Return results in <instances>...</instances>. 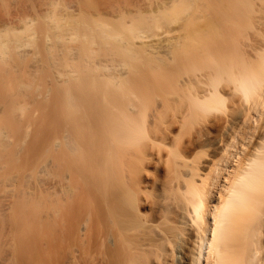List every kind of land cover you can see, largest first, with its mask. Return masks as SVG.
<instances>
[{
  "label": "bare ground",
  "instance_id": "6f19581e",
  "mask_svg": "<svg viewBox=\"0 0 264 264\" xmlns=\"http://www.w3.org/2000/svg\"><path fill=\"white\" fill-rule=\"evenodd\" d=\"M148 1L185 6L158 71ZM0 264H264V0H0Z\"/></svg>",
  "mask_w": 264,
  "mask_h": 264
},
{
  "label": "rangeland",
  "instance_id": "374dc122",
  "mask_svg": "<svg viewBox=\"0 0 264 264\" xmlns=\"http://www.w3.org/2000/svg\"><path fill=\"white\" fill-rule=\"evenodd\" d=\"M153 2H155V1H151V3H150V1H148V5H150V6H148L147 4H145L146 6H147V8H146V6H145V9H147L146 10V12H150V13H147L146 14V16L148 15V17H146L145 16V22H146V24H147V26H149L148 27V29L145 31L146 33H145V35L146 36H149L151 39L150 40H152V38H153V36H155V35H157V37H154L153 39L154 40H152V41H157V43H159V42H161L162 43V45H161V47H170L172 44V42H173V29L175 28V27H173L174 26V21L172 22V20H173V18H176V16L179 14V11L182 9V8H180V7H182V5H180V4H178V3H173V4H171L170 2H163L162 4H161V2L159 1V3H158V1L157 2H155V4H152ZM147 3V2H146ZM159 4V5H158ZM175 4V5H174ZM71 5V4H70ZM152 5L153 6H155V7H152ZM180 5V6H179ZM162 6V7H161ZM179 6V7H178ZM131 7V6H130ZM158 9H157V8ZM180 8V10L178 9V8ZM185 7V6H184ZM184 7H183V9H184ZM149 8V9H148ZM155 8V9H154ZM162 8V9H161ZM172 9V10H171ZM179 10L178 11V13H176L177 12V10ZM182 9V10H183ZM157 10V11H156ZM159 10H161V11H159ZM164 11V13H163V11ZM171 10V11H170ZM181 10V12L183 13V11ZM154 11H156V13L154 12ZM159 11V12H158ZM160 12H162V13H160ZM171 12V13H170ZM180 12V13H181ZM90 13H91V16H92V18L93 19H90V22H92V23H97L98 22V20H99V24H100V22L101 21H104V22H101V23H110V24H116L118 21V19H116L114 16V18L112 17V16H110V14H107V13H104L103 12V9H100V8H93V9H91L90 10ZM153 13H154V15H153ZM159 13V14H158ZM168 13H170L171 15L169 16V14ZM181 13V14H182ZM152 16H150V15ZM162 14V15H161ZM157 16V17H156ZM88 19V20H89ZM150 19V20H149ZM130 20V19H129ZM129 20H126L127 22H129ZM65 21H66V19H65ZM80 21V20H79ZM78 21V22H79ZM120 21V20H119ZM131 21V20H130ZM118 23H120V22H118ZM151 23V24H150ZM168 30H171V32H169ZM125 32L127 33V34H129V30H125ZM167 32V33H166ZM167 34V36L169 37V33H170V37L168 38L167 36H166V34ZM172 33V34H171ZM126 34V35H127ZM164 34V36H166V37H164V36H162ZM172 36V37H171ZM164 37V38H163ZM157 38V39H156ZM166 38V39H165ZM161 39V40H160ZM164 41H163V40ZM160 40V41H159ZM150 42L152 45H154V44H156V42L154 43V42ZM165 41H166V45H165ZM80 41H77V42H73V43H68V47H69V45H71V47L72 46H77V45H80L81 43H79ZM164 42V43H163ZM168 42V43H167ZM171 42V43H170ZM79 43V44H78ZM161 43H159V44H156L157 45V47H156V49H155V46L156 45H154V46H151V48L150 49H152L153 47V49L152 50H149V51H151V53L153 54V56H152V54H150L151 56L150 57H152V60L153 59H155V57L157 58L158 57V52H160L161 51V49L162 48H160L159 46H160V44ZM77 44V45H76ZM96 45H98L99 46V44H96ZM94 46V48L96 49L95 50V53H96V51H99V49H101V47H99V49L97 50V46ZM73 48H75V47H73ZM94 48H92V49H94ZM158 48V49H157ZM159 48H160V50H159ZM155 49V51H156V53H155V51H153ZM159 50V51H158ZM163 50V49H162ZM93 50H91V52H92ZM158 51V52H157ZM94 53V54H95ZM148 54V53H147ZM155 55H157V56H155ZM123 59V60H122ZM129 59V58H128ZM128 59L127 58H118L117 57V59H116V63H114V65L116 66V64L119 66V67H117V68H119V70H118V72H120V71H122L123 72V70L126 72L127 71V69H129V70H131L130 68H132V67H134V65H133V62L129 59V61H128ZM75 61V60H74ZM155 61H156V59L155 60H153V62H152V66H153V69H154V71H158L159 70V68H158V65H161V63H159V64H156L155 63ZM128 62V63H127ZM157 62V61H156ZM75 63V64H74ZM73 63V65H76V62H74ZM130 63H131V65H133V66H130ZM57 64V63H56ZM56 64H54V65H52V64H50V66H45V67H41L40 66V68H39V66L38 67H36V68H39V69H37V70H35L36 72H38V74H36L35 73V71H33L35 68H33L32 69V71H33V73H35V74H33L32 73V71H31V74L29 75V77L28 78H26L25 80H26V84H25V80L23 81L24 82V88L25 89H23L22 88V86L20 85V87L21 88H19L18 90H22L21 91V93H19V94H21L22 95V93H23V96H25V95H27V97H28V95H29V97L28 98H30L31 96H32V94H33V96H32V98L34 97V94H35V97L34 98H36V97H38L39 98V96H38V94H40V93H42V96L44 95L45 96V94L46 93H49L48 91L49 90H51L52 88L51 87H54V85H55V83L57 84V82H60L59 81V79H63L64 78V75L66 76L67 74H69V73H72V69L74 70V68L72 67V65L68 62V64H70V65H68V67H64V65H62V66H60V64H58L57 65V68H55L54 66H56ZM154 64V65H153ZM49 65V64H48ZM53 66V67H52ZM77 66V65H76ZM75 66V67H76ZM162 66V65H161ZM122 67L124 68V69H122ZM127 68V69H126ZM156 68V69H155ZM41 69V70H40ZM44 69V71H43V73L41 72L42 70ZM121 69V70H120ZM126 69V70H125ZM68 70H70V72L68 73ZM132 70H134V69H132ZM40 71V72H39ZM46 71V72H45ZM48 71H49V73H48ZM67 71V74L65 73ZM75 71H76V69H75ZM115 71H117V70H115ZM50 72H52L51 74H50ZM65 74H64V73ZM74 72V71H73ZM117 72V73H118ZM129 72V71H128ZM46 73V74H45ZM54 73V74H53ZM64 75H63V74ZM121 73V72H120ZM45 74V75H44ZM57 74H62L63 75V78H61L60 76V78H58V75ZM158 73L156 72L155 73V76L157 77L158 75H157ZM40 75H42V77L40 76ZM45 77H44V76ZM57 77V79H56V81H55V78ZM54 79V80H53ZM30 80V81H29ZM54 81V85L52 84V82ZM23 85V84H22ZM48 88H49V90H48ZM28 89V90H27ZM48 91H47V90ZM27 91V92H26ZM43 91H45V92H43ZM30 93V94H29ZM45 93V94H44ZM42 96H40V98L42 97ZM43 96V97H44ZM41 103H42V99H41ZM41 103H40V105H41ZM34 108H35V106H34ZM39 109V108H38ZM39 110H41V108L39 109ZM44 110V109H43ZM42 110V114H43V112H45V111H43ZM45 114V113H44ZM257 120V117H256V119H254L253 120V125H252V127L253 128H255V125H256V121ZM252 128V129H253ZM254 130V129H253ZM251 133V132H250ZM34 138H33V136L32 135H30L29 137H28V142H27V144L28 143H30L32 140H33ZM243 138H241L240 140H241V143H238L236 146V149H233L232 150V155L230 156V157H228V161L226 160L224 163H223V170H222V173H221V176L219 177V179L217 180V182H215V186L212 188V190H213V197H214V199H215V201L217 200H219L220 198V194H221V192H222V190L223 189H225V186L227 185V181L229 182L231 179L230 178H233V173H234V171H235V168H237V166H238V164H239V162H238V160H239V158H240V156H241V154H243L242 153V150L244 149V144H245V142H246V144H247V142H248V138H246L247 139V141H245L244 142V144H242V142H243V140H242ZM27 144H25V145H23V148H25L26 146H27ZM220 149H221V147H219ZM219 149V150H220ZM241 153V154H240ZM210 161V162H209ZM204 164H202V170L203 171H207L208 169H209V165H210V163H211V159L209 158V160H208V158L203 162ZM34 183L33 182H30L28 185H27V187L28 188H35V187H37V186H34L33 185ZM226 184V185H225ZM33 185V186H32ZM224 187V188H223ZM222 189V190H221ZM36 208H45L43 205L42 206H36Z\"/></svg>",
  "mask_w": 264,
  "mask_h": 264
}]
</instances>
